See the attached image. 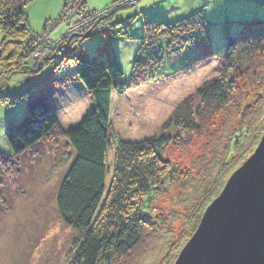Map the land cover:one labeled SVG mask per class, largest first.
I'll return each mask as SVG.
<instances>
[{"label":"rangeland","instance_id":"1","mask_svg":"<svg viewBox=\"0 0 264 264\" xmlns=\"http://www.w3.org/2000/svg\"><path fill=\"white\" fill-rule=\"evenodd\" d=\"M66 1L33 0L25 8L30 28L40 36L49 23H59L58 34H61L56 36L61 37L56 40L58 46H63L49 50L37 45L26 68L20 71L22 73L10 75L6 84L0 85H5L0 89V152L6 158L14 157L6 138L8 128L13 125L9 123L14 120L17 124L25 118L28 98L39 94V90L52 97L54 86L59 83L56 80L58 74L66 73L64 83L69 85V90L70 86L73 88V84L78 83L77 57L88 61L96 59L107 65L116 56L128 80L134 60L138 56L142 58L139 52L148 37L147 23L171 24L203 11L211 22L210 46L205 54L190 51L171 55L164 52V65L159 71L162 79L112 95L113 135L126 142H144L159 135L178 106L220 75V64L215 59L227 52L228 42L235 39L251 20L264 22V0H138L135 5L133 0H120L117 3L120 11L112 16L103 13L115 0H75L73 5ZM83 9L104 19L99 22L95 17L81 21ZM63 11L67 12L69 20L64 21ZM111 20L116 25L99 32L100 26L110 24ZM107 32L110 33L105 34ZM4 39L0 30V45ZM246 80H238L234 104L240 103L243 109L253 110L259 106L262 95H258L260 88ZM36 86L39 90L29 94ZM73 95H76L75 100L69 103L67 111L62 112L59 132L18 161L19 175L13 173V164L9 171L0 165V264H73L83 242L82 233L64 223L57 207L59 189L71 165L67 160L72 157L64 133L82 123L93 108L91 95ZM239 112L234 105L230 106L221 116L208 121L200 135L173 134L178 140L164 148L162 159L170 164H167L169 168L176 169L177 180L159 187L155 197L148 199V209L144 202L145 207H142L147 209L145 216L151 221L158 239L151 241L148 237V242L152 243L148 251L137 250L127 258L118 259L116 264L176 263L209 206L260 143L251 153L246 150L241 154L237 149L231 154L227 150L230 148L227 140L243 127ZM263 121L253 134L262 133ZM114 151L113 148L110 150V163ZM183 176H188V184H182ZM222 181L224 185L218 187Z\"/></svg>","mask_w":264,"mask_h":264},{"label":"trees","instance_id":"2","mask_svg":"<svg viewBox=\"0 0 264 264\" xmlns=\"http://www.w3.org/2000/svg\"><path fill=\"white\" fill-rule=\"evenodd\" d=\"M32 1L0 0V30L5 35L0 45V85L6 84L10 75L22 73L20 71L26 68L34 53L40 34L31 30L25 14V8ZM119 1L115 0L107 10ZM117 11L120 9H114L110 15ZM113 20L111 26L116 25ZM146 31L148 37L139 52L142 58L138 56L134 60L128 80L116 56L107 65L96 59L88 61L77 57L78 82L92 96L93 108L82 123L64 133L72 157L67 160L71 165L57 197L58 211L64 223L83 235L73 264H116L118 259L127 258L137 250L148 251L152 244L148 240L158 239L145 215L158 188L177 180L176 169L169 168L167 164H170L162 159L164 148L178 140L173 135L175 132L200 135L208 121L234 105L240 111L243 127L227 140L230 144V150H227L231 154L237 149L241 154L246 150L253 152L264 134V128L258 136L252 133L264 120V22L251 20L235 39L228 42L227 52L215 59L220 64V75L178 106L159 135L137 143L115 137L111 132L110 117L114 92L123 94L162 79L159 71L164 65V52L171 55L190 51L205 54L210 46L211 22L203 11L171 24L147 23ZM56 34L54 38L61 37ZM240 79H247L260 88L258 95L262 98L253 110L243 109L238 102L237 106L234 104L235 88ZM36 90H39L37 86L29 94ZM44 93L39 90V94L28 98L26 116L20 123L14 124L18 122L14 120L9 123L13 125L8 128L6 138L14 157L6 158L0 152V165L8 170L13 164L11 168L16 175L20 173L18 161L59 132L57 116ZM112 148L115 151L110 163ZM187 178L182 177L183 185L188 184ZM222 183L218 187L223 186ZM143 202L147 209L142 208L145 207ZM195 232L196 229L191 238Z\"/></svg>","mask_w":264,"mask_h":264},{"label":"water","instance_id":"3","mask_svg":"<svg viewBox=\"0 0 264 264\" xmlns=\"http://www.w3.org/2000/svg\"><path fill=\"white\" fill-rule=\"evenodd\" d=\"M175 264H264V135Z\"/></svg>","mask_w":264,"mask_h":264},{"label":"crops","instance_id":"4","mask_svg":"<svg viewBox=\"0 0 264 264\" xmlns=\"http://www.w3.org/2000/svg\"><path fill=\"white\" fill-rule=\"evenodd\" d=\"M32 30V29H31ZM34 32V31H33ZM110 32H107L105 34H109ZM61 34V33H60ZM60 34H57V35H60ZM57 37V36H56ZM64 78V79H63ZM66 73L64 74L61 73V74H58V77H56V80L59 81L58 84H56L54 86V88H56L54 91H52L51 94H53L52 97H49V96H46L47 97V100L50 104V106L52 107L53 111L55 112L56 116L58 117V121L59 123H61V117L63 116L62 115V112H65V110L67 111V108H68V105L70 102L74 101L75 100V96L76 95H73L74 93H79V94H85V95H89L86 90L84 89L83 85L80 84L79 82L76 84H73L74 85V90H72V86H70V90L68 89L69 85H65V79H66ZM63 81V82H62ZM62 82V83H61ZM74 82V80H73ZM65 85V86H63ZM23 109H22V113H23ZM25 112H26V107H25ZM88 112V111H87ZM66 114V113H65ZM19 116V115H18ZM85 116H83L84 118ZM69 119L72 117H68ZM82 118V119H83ZM74 119V118H73ZM81 119V120H82ZM11 122V121H10ZM81 122V121H80ZM79 122V123H80ZM77 123V124H79ZM74 126H72L71 128H73ZM76 127V126H75Z\"/></svg>","mask_w":264,"mask_h":264},{"label":"built area","instance_id":"5","mask_svg":"<svg viewBox=\"0 0 264 264\" xmlns=\"http://www.w3.org/2000/svg\"><path fill=\"white\" fill-rule=\"evenodd\" d=\"M70 1V2H69ZM72 1L74 2L75 0H67L66 2H69L71 5H73V3H72ZM83 1H86V0H83ZM137 2H138V0H133V3H134V5L135 4H137ZM84 4H85V2H84ZM66 5V4H65ZM123 5V4H122ZM117 7H118V4L117 5H115L114 7H112V9H108V10H106L103 14H107V15H109L110 16V14L114 11V9L116 10L117 9ZM86 8V7H85ZM65 10V9H64ZM65 11H63L62 13L63 14H61V15H63V19H64V21L66 20V19H68L69 20V16H68V14H67V12L66 13H64ZM70 13V12H69ZM99 14H102V11H101V13H99ZM84 15H87V17H85ZM96 16H98L97 14H93V13H87V11H84V9L82 10V16H81V21H83V20H87V19H92V18H95ZM97 18L99 19V22H100V19L102 18V19H104V17H96V20H97ZM63 20H62V18H61V22H62ZM62 23H64V22H62ZM50 25H48L47 26V29H45L44 30V33L40 36V37H37V39H36V42H35V47L36 48H38L37 47V45L38 46H44V47H46L47 49H49V50H52V49H56V50H58L59 48H61L63 45L61 44V45H59L58 46V43H59V41H57L56 40V38H54V36H55V34L59 31V27L57 28V26H58V24L59 23H56V22H51V23H49ZM64 25V24H63ZM102 25H104V26H100L101 28H100V31L99 32H102V31H105L106 29L105 28H110V26H111V24H102ZM80 30V29H79ZM79 30H77L76 32H78ZM82 30V29H81ZM98 32V33H99ZM60 40H62V39H60ZM52 47V48H51ZM46 48H44L43 50H46ZM41 49V48H40ZM39 52H37V54H38ZM37 54H35V55H37ZM48 54H49V52H48Z\"/></svg>","mask_w":264,"mask_h":264}]
</instances>
